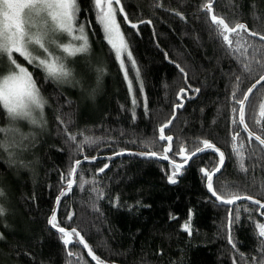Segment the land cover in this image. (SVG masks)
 Returning a JSON list of instances; mask_svg holds the SVG:
<instances>
[{"label":"trees","instance_id":"1","mask_svg":"<svg viewBox=\"0 0 264 264\" xmlns=\"http://www.w3.org/2000/svg\"><path fill=\"white\" fill-rule=\"evenodd\" d=\"M207 2L122 0L129 20L138 24L137 29H132L118 13L143 82L141 91L129 67L133 81L130 93L114 52L95 21L90 0H79L80 19L91 20L88 35L92 53L99 55L97 65L105 73L91 82L56 85L43 82L42 73L34 71V77H39L38 85L43 83L41 93L48 101L44 109L47 124L43 127L20 121L12 126L0 109V128L6 129L7 136L18 144L23 138L21 147L11 149L16 154L15 163H9L13 158L0 148V186L5 189L7 200L3 202L8 208L0 218V264H68L76 258L67 257V250L83 256V264H95L82 245H63L48 224L54 209L61 226L76 227L105 264H259L264 258L253 220L244 210H252L253 218L264 223L260 214L264 209L256 211L259 206L250 201L231 207L220 205L207 190L201 169L217 166L218 153L198 152L196 158L184 165L178 182H168L172 160L183 162L180 155L173 153L181 146L191 153L207 139L225 153L224 168L214 178V184L219 178L226 188L247 186V194L264 202L260 188L264 183V146L254 140L248 142L242 125L232 122L231 111L239 107L232 99L233 91L238 89L237 96L246 92L264 75V69L253 74L243 72L239 54H229L214 34L211 13L202 10ZM211 2L218 16L235 19L249 30L264 34V0ZM175 12L182 13L183 18ZM248 40L264 43L258 36ZM251 54L249 49V58ZM17 59L26 65L22 58ZM29 70H33L31 66ZM236 76H240L239 82ZM188 86L191 87L182 101L183 108L174 109L181 102L178 93ZM197 88L198 93L193 91ZM250 102L254 111L246 106L245 122L249 130L264 138V118L259 116L264 83L255 90ZM174 112L176 118L165 129V135L173 136L169 160L138 155L148 151L144 144L152 141L156 143L150 145L151 150L163 154L167 142L158 141V130ZM256 120H260L259 125ZM65 126L67 132L77 134L76 142L67 139ZM11 127L18 131L12 136L7 131ZM81 132L83 136L79 135ZM236 133V144L244 145L246 156L255 150V155L245 161L247 174L239 171L231 154V137ZM84 136L97 143L84 145L83 152H78ZM118 152L124 154L116 155ZM84 155L96 159L84 162L83 179L98 182L85 185L84 191L74 187L57 206L56 198L66 187L61 174H66L72 161L82 160ZM105 163L108 169L98 173ZM80 178L78 175L77 179ZM92 187L104 192V197L94 203L95 193L89 191ZM238 206L239 220L229 229L228 210L233 209L235 215ZM73 213V219L65 221V215ZM189 220L191 235L183 230Z\"/></svg>","mask_w":264,"mask_h":264},{"label":"snow or ice","instance_id":"2","mask_svg":"<svg viewBox=\"0 0 264 264\" xmlns=\"http://www.w3.org/2000/svg\"><path fill=\"white\" fill-rule=\"evenodd\" d=\"M92 11L95 14V21L101 27L103 37L107 44L110 45L111 51L114 52L115 59L118 61L119 67L122 70L124 79L127 81L129 92L133 90V81L129 78L128 68L131 67L137 83L143 90V82L140 80V69L135 60L129 40L122 30L121 23L118 19V13L123 16V20L132 29H137L138 24L129 20L128 13L125 12L122 0H90ZM157 7H162V4H157ZM205 13H211L210 23L213 26L214 34L222 41L223 46L229 54L238 53L240 64L243 72L253 74L259 69H264V43H253L246 39V37H259V41L264 42V34L258 31L249 30L244 23L236 22L235 19L229 21L223 16H218L214 13L213 3L211 0L202 6ZM81 6L79 0H0V109L5 112L9 123L19 120H28L33 125H40L41 127L47 124L44 119V109L48 103L47 99L42 95L41 88L43 83L38 85L39 77H34L33 72L39 70L43 75V82H51L56 85L60 84H78L76 73L73 65L75 58L83 56L85 58L91 55V43L88 32L91 30V20L80 19ZM176 15L183 18V14L175 12ZM145 23V21H140ZM151 23V21H147ZM94 34V32H93ZM60 37H64L61 41ZM243 41V43H241ZM249 49L252 50L249 58ZM17 56L26 61V65L18 61ZM127 61V63H126ZM29 66L33 69L29 70ZM97 71L100 75L105 73L104 68H99ZM181 73L184 69L180 68ZM185 77L187 76L184 73ZM99 78V77H98ZM239 82L240 76L235 77ZM264 81V75H260L251 87L246 92L237 96V91H233L232 99L239 106L232 108L233 123L243 125L247 133V140L251 143L253 140L259 146H264V138L261 135L249 130L248 124L245 122L246 106L252 112L250 96L257 85ZM191 86L183 88L178 93V98L181 101L174 105V109L183 108L182 101L187 98ZM198 93L199 89L193 90ZM133 105L136 104L135 97L132 99ZM146 106V97H145ZM259 116L264 118V102L259 105ZM175 112L169 121L159 128L158 141H166L167 144L162 148L163 154L158 151L151 150L150 145L156 141L146 142L144 146L149 150L138 155H143L148 158H158L161 160H169L168 153L173 152V136L165 135V129L168 128L175 119ZM63 124V120L60 121ZM71 123V121H69ZM255 123L260 124V120ZM6 129L0 128V132ZM64 131L67 139L72 142L77 141V134L67 132V126ZM83 136V133H79ZM239 133L231 137L233 143L231 144V154L234 163L239 171L247 174L249 168L246 166V159H251L255 155V150L245 154L244 145L239 146L236 140ZM23 139V138H22ZM15 141H10L7 146L0 144L9 157V163H15V152L11 149L13 146L21 147ZM97 141L91 137L84 136L83 140L78 145L77 151L83 152L84 145H93ZM201 147H197L191 153L189 150L181 146L173 155H180L182 163H177L172 160V171L168 174V182L176 184L177 177L181 174L184 165L192 160L198 152L205 150H213L218 153V162L212 170L202 168L201 172L205 179L206 187L215 201L222 205H237L238 201H250L253 205L259 206V209H264V203L261 199H255L253 195H249L244 191L247 186L234 185L233 188H226L220 183L219 178L214 184V177L225 165V153L216 147L211 141L204 139L200 142ZM264 151V148H261ZM116 155H123V152L115 153ZM95 157L90 158L87 155L83 159H75L69 165L67 173H62V183L66 185L63 187L56 198V205L61 204V198L67 197L73 192L74 187L79 191L85 190V185L96 184L98 181L83 179V164L84 162L91 163ZM109 165L105 163L103 167L98 168V173L103 174ZM254 167V166H253ZM78 175L81 177L77 179ZM251 183V182H250ZM261 192L264 194V183L260 185ZM90 193H95L94 201L104 197L103 189L99 187H92L89 189ZM7 200V195L3 186H0V218L4 217L8 212V208L3 201ZM118 200V198H117ZM139 203V202H137ZM98 210V209H97ZM248 212L249 219L253 220L257 235L260 238L259 248L260 252L264 253V223L257 222L252 216V210L245 208ZM228 226L239 220L240 208L228 210ZM264 216V212L260 213ZM73 214L65 215V221H71ZM174 218V217H173ZM48 224L54 229L63 245L68 246L72 244L82 245L87 250V255L91 257L95 264H104L93 251L92 247L85 241L84 236L80 234L76 227L61 226V221L58 219L57 212L54 209L48 219ZM183 230L189 235L192 234V229L189 222L183 225ZM75 238V241H74ZM0 239H3V234L0 233ZM229 242L231 243V235H229ZM235 247V244L232 245ZM69 258L76 259L69 260L68 264H83V256L74 253L71 250L66 251ZM255 259V258H253ZM259 264H264V258L259 261Z\"/></svg>","mask_w":264,"mask_h":264},{"label":"rangeland","instance_id":"3","mask_svg":"<svg viewBox=\"0 0 264 264\" xmlns=\"http://www.w3.org/2000/svg\"><path fill=\"white\" fill-rule=\"evenodd\" d=\"M60 39H61V41H63L64 37H60ZM246 39L248 40L249 37H246ZM241 43H243V41H241ZM78 57H79L78 61L76 60L75 64L73 65V67L75 69V73H76V78L78 81L91 82L92 79L98 78L100 76V73L97 71V69H99V67L97 65V60L99 59L98 54H94L91 51V55L87 58H85L83 56H78ZM126 63H127V61H126ZM19 121L24 122V124H26L28 126L32 125L28 120H19ZM11 125L12 126L16 125V122L11 123ZM7 131L11 134V136L14 135L15 132H18V131L13 130V127L7 128ZM10 141H15V139H13L12 137L9 138L7 136V133H5V132H0V144L7 146ZM16 144H18V143H16Z\"/></svg>","mask_w":264,"mask_h":264},{"label":"water","instance_id":"4","mask_svg":"<svg viewBox=\"0 0 264 264\" xmlns=\"http://www.w3.org/2000/svg\"><path fill=\"white\" fill-rule=\"evenodd\" d=\"M262 83H264V81H262L261 84H262ZM261 84L257 85V87L253 90V93L255 92L256 89H258V88L260 87ZM252 95H253V94H252ZM252 95H251V96H252ZM251 96H250V98H251ZM250 98H249V99H250ZM242 127H243V125H242ZM243 130H244V127H243ZM244 132H245V130H244ZM198 155H199V153H197V155L194 156V157L192 158V160H193L194 158H196ZM192 160L188 161V162L186 163V165H188ZM223 168H224V167H223ZM223 168L221 169V171L223 170ZM217 175H219V173H217ZM214 178H215V177H214ZM241 202H246V201L241 200V201H238L237 204H238V203H241ZM262 203H264V202H262ZM219 204H220V203H219ZM220 205H222V204H220ZM224 206L231 207V206H234V205H224Z\"/></svg>","mask_w":264,"mask_h":264}]
</instances>
